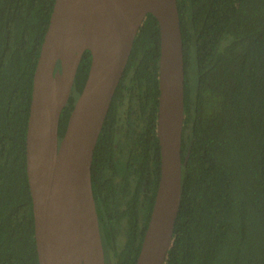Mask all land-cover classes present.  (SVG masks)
Wrapping results in <instances>:
<instances>
[{"label":"trees","instance_id":"16d2710c","mask_svg":"<svg viewBox=\"0 0 264 264\" xmlns=\"http://www.w3.org/2000/svg\"><path fill=\"white\" fill-rule=\"evenodd\" d=\"M182 195L165 264H264V0H177ZM55 0H0V264H40L27 173L36 65ZM159 21L148 13L93 158L106 264H136L161 177ZM92 54L62 110L63 137ZM60 63H58V66ZM125 240L119 245V236Z\"/></svg>","mask_w":264,"mask_h":264},{"label":"water","instance_id":"95a60500","mask_svg":"<svg viewBox=\"0 0 264 264\" xmlns=\"http://www.w3.org/2000/svg\"><path fill=\"white\" fill-rule=\"evenodd\" d=\"M150 12L161 32V177L136 264L166 263L187 162L182 160L185 60L178 2L55 0L34 73L27 129V173L40 264H106L93 158L135 38ZM86 49L92 54L89 74L60 138V116Z\"/></svg>","mask_w":264,"mask_h":264},{"label":"rangeland","instance_id":"374dc122","mask_svg":"<svg viewBox=\"0 0 264 264\" xmlns=\"http://www.w3.org/2000/svg\"><path fill=\"white\" fill-rule=\"evenodd\" d=\"M125 240V231L123 230L121 232V235L119 236V245H122L124 243Z\"/></svg>","mask_w":264,"mask_h":264}]
</instances>
